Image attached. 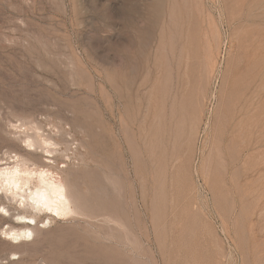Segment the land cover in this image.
Returning a JSON list of instances; mask_svg holds the SVG:
<instances>
[{
    "label": "rangeland",
    "instance_id": "rangeland-1",
    "mask_svg": "<svg viewBox=\"0 0 264 264\" xmlns=\"http://www.w3.org/2000/svg\"><path fill=\"white\" fill-rule=\"evenodd\" d=\"M36 125L73 212L0 185V264H264V0H0L2 168Z\"/></svg>",
    "mask_w": 264,
    "mask_h": 264
},
{
    "label": "bare ground",
    "instance_id": "bare-ground-1",
    "mask_svg": "<svg viewBox=\"0 0 264 264\" xmlns=\"http://www.w3.org/2000/svg\"><path fill=\"white\" fill-rule=\"evenodd\" d=\"M37 125L31 128L27 127L28 129H24L22 134L27 141V146H29V154L35 156L39 150L41 153L47 154L46 158L48 161L45 162V166L43 168L37 167L34 159H23L19 155H16L15 158L17 159L15 162L13 161L15 163L14 166L12 165L13 167L2 168L0 164V185L5 189L6 193L12 194L13 200L15 198L17 200L18 198L23 199L24 207L33 212L31 217H28L29 215L19 216L18 225L23 226L21 229L5 233L9 240L15 242L32 237L34 231L39 228L38 219L41 216L45 215L49 218L61 219L73 212L72 200L66 186L53 176V172L51 173V164L55 163V161L52 163L56 148H54L55 143L53 144L50 136L45 134L44 130ZM23 127L26 128L25 126ZM31 167L34 168L31 169ZM8 215L10 216V213Z\"/></svg>",
    "mask_w": 264,
    "mask_h": 264
}]
</instances>
